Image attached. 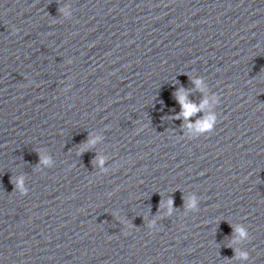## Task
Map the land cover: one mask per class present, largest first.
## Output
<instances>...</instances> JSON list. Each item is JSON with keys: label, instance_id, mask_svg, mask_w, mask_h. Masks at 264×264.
<instances>
[{"label": "water", "instance_id": "1", "mask_svg": "<svg viewBox=\"0 0 264 264\" xmlns=\"http://www.w3.org/2000/svg\"><path fill=\"white\" fill-rule=\"evenodd\" d=\"M0 264H264V0H0Z\"/></svg>", "mask_w": 264, "mask_h": 264}, {"label": "clouds", "instance_id": "2", "mask_svg": "<svg viewBox=\"0 0 264 264\" xmlns=\"http://www.w3.org/2000/svg\"><path fill=\"white\" fill-rule=\"evenodd\" d=\"M67 7L68 6L62 7L60 9V12L63 13L64 15H68L67 10H66ZM195 83L199 86L201 82L199 80H197V81H195ZM176 99L181 104L182 108L186 109V111L183 112V115L185 117H187V116H189V115H191L197 111V108L193 104L185 103V96L181 93V90H179V89L177 90ZM176 118L178 119L179 116H177ZM210 122H211V118H209V123H204L201 125V127L205 128V129L209 128ZM95 142H96L95 139L89 141V143H92V144H94ZM41 162L44 164H48V163H50V160L42 158ZM13 183L17 187H20V185L22 183V178L20 180H14ZM22 192L25 195L27 194L26 190H22ZM170 203H171V201H170ZM194 206H195V201L193 200V202L189 205V207H194ZM235 231L239 234V237H238L239 240H250L249 232L245 228L238 227L235 229ZM234 251H236V255H237L238 259L243 260V261L249 260V252L248 251H246V250H244V251L234 250Z\"/></svg>", "mask_w": 264, "mask_h": 264}]
</instances>
